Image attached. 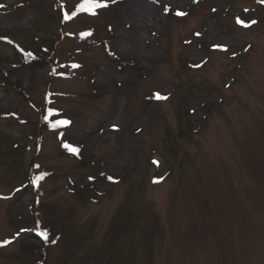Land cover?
<instances>
[{
  "label": "rangeland",
  "instance_id": "obj_1",
  "mask_svg": "<svg viewBox=\"0 0 264 264\" xmlns=\"http://www.w3.org/2000/svg\"><path fill=\"white\" fill-rule=\"evenodd\" d=\"M85 2L0 0V264H264V0Z\"/></svg>",
  "mask_w": 264,
  "mask_h": 264
},
{
  "label": "snow or ice",
  "instance_id": "obj_2",
  "mask_svg": "<svg viewBox=\"0 0 264 264\" xmlns=\"http://www.w3.org/2000/svg\"><path fill=\"white\" fill-rule=\"evenodd\" d=\"M86 5H87V7H88L89 9H94V8H97V7H104V6H105L103 3L100 2V0H86L85 4H81L80 7H81L82 9H84V8H86ZM4 7H5V5L0 4V9H2V8H4ZM177 15H184V13L178 11V12H177ZM66 18H68V15H67V14H66ZM252 23H255V21H252ZM0 39L8 40V38H6V37H0ZM8 42L11 43L10 40H8ZM17 47H18V46H17ZM28 55H31V53H29ZM57 123H58V124H68L69 121H67V120H64V121H57ZM65 147L67 148V147H69V145L66 144ZM72 151H73V152H76V151H78V150H77L76 148H72ZM42 178H43L42 176H36V177H34L33 182L35 183V182L41 180ZM109 179H112V178L109 177ZM41 235H42V237H43L45 240H47V238H48V233H47V232H42ZM5 243H8V242H5ZM0 246H2V245H0Z\"/></svg>",
  "mask_w": 264,
  "mask_h": 264
},
{
  "label": "bare ground",
  "instance_id": "obj_3",
  "mask_svg": "<svg viewBox=\"0 0 264 264\" xmlns=\"http://www.w3.org/2000/svg\"><path fill=\"white\" fill-rule=\"evenodd\" d=\"M137 14V16H139V11L136 13ZM140 15H142V12H141V14Z\"/></svg>",
  "mask_w": 264,
  "mask_h": 264
}]
</instances>
